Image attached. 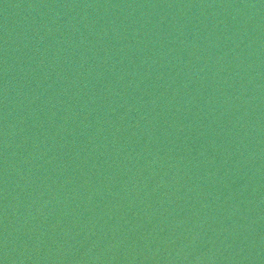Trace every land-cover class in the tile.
Here are the masks:
<instances>
[{
    "label": "water",
    "instance_id": "1",
    "mask_svg": "<svg viewBox=\"0 0 264 264\" xmlns=\"http://www.w3.org/2000/svg\"><path fill=\"white\" fill-rule=\"evenodd\" d=\"M0 264H264V0H0Z\"/></svg>",
    "mask_w": 264,
    "mask_h": 264
}]
</instances>
